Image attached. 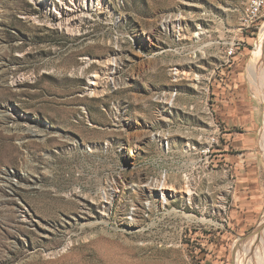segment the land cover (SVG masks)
Masks as SVG:
<instances>
[{
  "label": "rangeland",
  "instance_id": "rangeland-1",
  "mask_svg": "<svg viewBox=\"0 0 264 264\" xmlns=\"http://www.w3.org/2000/svg\"><path fill=\"white\" fill-rule=\"evenodd\" d=\"M251 1L103 0L59 26L53 6L0 0V264H260V245L261 256L247 253L264 210L248 226L233 220L243 159L264 191V13L251 35L239 32ZM175 15L181 42L164 23ZM237 39L245 44L229 59ZM173 68L186 76L175 82ZM94 74L104 93L91 96ZM244 104L258 124L250 150L234 144L249 110L232 106ZM165 175L178 189L188 177L191 198L144 197Z\"/></svg>",
  "mask_w": 264,
  "mask_h": 264
},
{
  "label": "bare ground",
  "instance_id": "bare-ground-1",
  "mask_svg": "<svg viewBox=\"0 0 264 264\" xmlns=\"http://www.w3.org/2000/svg\"><path fill=\"white\" fill-rule=\"evenodd\" d=\"M77 1L79 2V0H77ZM64 2H65V0L58 1V6H57V4L51 0H40V1L38 0L37 5L43 9H47V10H50L51 6H53L54 12L51 13L52 17H54L53 22L58 23L59 26L64 25L62 23L63 17H71V19L73 20L71 23H76L77 20L83 18L82 14L89 13V12H99L102 10V7H103V0H82L80 4H75L76 0H71L70 6L68 8L63 7L64 4H62V3H64ZM88 16L89 15L87 14V18H88ZM26 19L28 20L30 18L27 17ZM173 22L174 23H176V22L182 23L183 18L182 17L177 18ZM64 23H66V21ZM66 25L69 26V24H66ZM257 43H258V46H257V49L255 50V57H256L257 63L260 66V68H262L264 70V26L262 28V36H260L258 38ZM84 60L86 61V64H87V62L91 61V59H89V58H85ZM118 67H119L118 64L114 65L112 62H109L106 64L105 70L109 71L111 73V75L117 76V74L120 72L119 71L120 68H118ZM84 68H82L81 71ZM251 68L253 69V67H251ZM182 74L186 76L185 72ZM263 77H264V75H263ZM23 81H25V79H23V78L18 79L17 83L18 82L22 83ZM14 84L12 83V85H14ZM103 84L104 83L102 82L101 75L94 74V75L90 76L88 79L86 92L89 93L91 96L92 95H94V96L98 95L99 93H104V90H101L103 88ZM256 84L259 88L260 95L264 98V86L263 85L260 86L257 79H256ZM162 103L165 104L164 100H162ZM165 106L166 105H164V107ZM183 182H184L183 186L180 189H178L177 187H175L174 185H171L168 182L167 177L163 181L162 180L161 181H155V182L153 181V182H151V183H149L143 187V193H144L143 195H144V197H146L147 194L152 195L158 191V192H161L164 197L167 196V192H168V194H170L169 195L170 198H173V199L175 198V193L176 194L180 193L179 195H181V197H184V195H186V197H188L190 199L191 195H192V188H191V184H190V179L185 176V180ZM110 191H113V190H110ZM114 192H111V194H110V196L112 197L111 200H113L116 196L115 195L116 193L114 194ZM112 202L113 201H111V203L106 202V204H107L106 205V211L111 210V207L113 206ZM166 204H169L167 200H166ZM187 218L190 221H196L197 220V218L194 216H189ZM199 221H203V220H199ZM261 229L263 230L261 233L258 232L259 234H256L252 239L250 238L251 239L250 245H252L253 247L255 246L254 247L255 252L253 251V247H252V249H250L251 252L248 251L247 254L254 253L255 255H260V253L257 251V249H259V245H260V247H262L264 249V224L262 225ZM250 239H249V242H250ZM251 256H250V258H251ZM257 257L258 256H256L255 258L258 260ZM250 261H252V259ZM245 264H246V262H245ZM260 264H264V253H263V257L260 259Z\"/></svg>",
  "mask_w": 264,
  "mask_h": 264
},
{
  "label": "crops",
  "instance_id": "crops-1",
  "mask_svg": "<svg viewBox=\"0 0 264 264\" xmlns=\"http://www.w3.org/2000/svg\"><path fill=\"white\" fill-rule=\"evenodd\" d=\"M232 107L234 112H246L249 110L248 114L244 113V119L239 123L244 125L245 130L242 134H237L241 135V137L235 135L234 144L239 149L250 150L255 145L252 134L258 124L250 117L252 113L250 107H246L245 104L243 106L233 105ZM253 163V159H243L235 168L237 173V191L234 198L237 208L233 211V220L234 224L237 225L248 226V224H253L264 210V191L257 183V168L253 166Z\"/></svg>",
  "mask_w": 264,
  "mask_h": 264
},
{
  "label": "built area",
  "instance_id": "built-area-1",
  "mask_svg": "<svg viewBox=\"0 0 264 264\" xmlns=\"http://www.w3.org/2000/svg\"><path fill=\"white\" fill-rule=\"evenodd\" d=\"M264 13V0H252L249 4L248 10L241 21V26L239 29V32L243 35L245 33L252 34V31L254 29H257V24L262 18ZM177 18H181L180 16H172L171 18H168L164 21V23L169 27L171 25L172 27V36L173 38L181 42L184 39L183 36V23L173 21ZM172 21V22H171ZM173 23V24H172ZM245 44V40L237 39L234 41V43L231 45V48L228 51V58L232 59L235 57L238 52L241 50V47ZM232 62L229 60L228 64H231ZM172 76L175 82H178L179 79H181V76H184L177 68H173L172 70ZM178 94V89H176V86H172L171 89H168L167 92H164L159 102L162 105H166V109L169 107H172L176 96ZM162 100H164L165 104L162 103ZM157 140L162 147L163 150L169 151L171 147V140L166 135L157 134ZM166 178V175L163 179Z\"/></svg>",
  "mask_w": 264,
  "mask_h": 264
}]
</instances>
